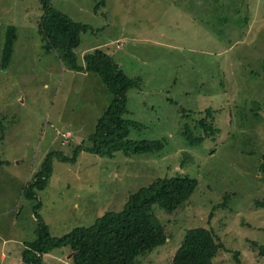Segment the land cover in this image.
<instances>
[{"label": "rangeland", "instance_id": "1", "mask_svg": "<svg viewBox=\"0 0 264 264\" xmlns=\"http://www.w3.org/2000/svg\"><path fill=\"white\" fill-rule=\"evenodd\" d=\"M52 0L90 25L76 49H101L141 86L128 94L134 140H163L153 154L113 158L83 150L76 162L54 159L38 200L24 194L47 155L73 157L112 95L96 73L70 69L41 31L39 0H0V257L19 259L36 238L37 219L53 236L121 211L131 194L160 177L198 179L176 211L154 206L170 238L137 264H173L189 229L205 227L223 243L216 264H264V0ZM9 27L17 30L3 66ZM216 127L204 135L199 122ZM71 133L63 145V134ZM34 210V211H33ZM7 244L4 245V242ZM254 242L258 246L254 245ZM70 247L45 256L73 264ZM72 255V256H71ZM22 262V260H21ZM0 264L3 261L0 259Z\"/></svg>", "mask_w": 264, "mask_h": 264}, {"label": "trees", "instance_id": "2", "mask_svg": "<svg viewBox=\"0 0 264 264\" xmlns=\"http://www.w3.org/2000/svg\"><path fill=\"white\" fill-rule=\"evenodd\" d=\"M39 2L43 9L39 26L48 47L57 50L70 69L98 74L112 95V100L91 135V146L79 145L73 157L62 156L59 151L47 155L42 169L24 190L25 195L39 201L35 205L36 212L41 207L39 192L45 188L52 174L55 158L76 162L83 150L113 158L117 151H123L126 155H142L159 153L165 147L163 140L139 141L130 138L131 128L137 122L125 118L128 94L141 86V79L129 77L119 63L101 49L85 55L84 64H80L76 49L82 43V34L89 31L90 25L73 20L55 8L52 0ZM104 2L102 0L99 5ZM16 39V28L9 27L3 50L4 67L12 60ZM199 124L204 135L197 139L215 133L216 127L207 119H202ZM4 162L0 158V166ZM258 169L264 174V154ZM197 187L198 179L190 176L160 177L131 194L123 210L107 212L97 218L93 225L77 227L61 237L53 236L49 226L35 212L36 238L24 243L22 264H47L45 256L64 247H70L73 252V264H137L139 256L154 251L170 238L166 225L155 215L154 206L174 212L191 198ZM261 205L264 206V203ZM254 245L258 246L256 242ZM223 248V243L218 241L212 230L205 227L189 229L174 255L173 264H216L215 258ZM258 248L264 256V245ZM236 260L241 264L238 256Z\"/></svg>", "mask_w": 264, "mask_h": 264}, {"label": "crops", "instance_id": "3", "mask_svg": "<svg viewBox=\"0 0 264 264\" xmlns=\"http://www.w3.org/2000/svg\"><path fill=\"white\" fill-rule=\"evenodd\" d=\"M7 243H8V241L7 242L5 241L4 245L7 244ZM21 245H22V247L24 249V244H21ZM23 249H22V252H23ZM22 252H21V254H22ZM21 254H20L19 259L17 260L15 258H13L11 255L9 256V255H7L5 253H2L0 259H1V261H3V264H22V262H21ZM61 257L63 258L64 256H57L56 258L53 259L55 264H64V261L61 259Z\"/></svg>", "mask_w": 264, "mask_h": 264}, {"label": "built area", "instance_id": "4", "mask_svg": "<svg viewBox=\"0 0 264 264\" xmlns=\"http://www.w3.org/2000/svg\"><path fill=\"white\" fill-rule=\"evenodd\" d=\"M71 137V133L68 132V135L63 134V138H64V144H67L69 142V138Z\"/></svg>", "mask_w": 264, "mask_h": 264}, {"label": "clouds", "instance_id": "5", "mask_svg": "<svg viewBox=\"0 0 264 264\" xmlns=\"http://www.w3.org/2000/svg\"><path fill=\"white\" fill-rule=\"evenodd\" d=\"M62 136H63V135H62ZM69 139H70V138H69ZM68 143H69V142H68ZM68 143H67V144H68ZM62 144L65 145L63 142H62ZM21 260H22V259H21Z\"/></svg>", "mask_w": 264, "mask_h": 264}, {"label": "water", "instance_id": "6", "mask_svg": "<svg viewBox=\"0 0 264 264\" xmlns=\"http://www.w3.org/2000/svg\"><path fill=\"white\" fill-rule=\"evenodd\" d=\"M72 255H73V254H72ZM72 255H71V256H72Z\"/></svg>", "mask_w": 264, "mask_h": 264}]
</instances>
